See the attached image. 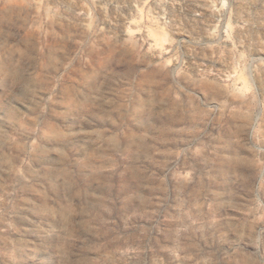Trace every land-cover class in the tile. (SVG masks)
Returning a JSON list of instances; mask_svg holds the SVG:
<instances>
[{
	"label": "rangeland",
	"instance_id": "obj_1",
	"mask_svg": "<svg viewBox=\"0 0 264 264\" xmlns=\"http://www.w3.org/2000/svg\"><path fill=\"white\" fill-rule=\"evenodd\" d=\"M0 264H264V0H0Z\"/></svg>",
	"mask_w": 264,
	"mask_h": 264
}]
</instances>
